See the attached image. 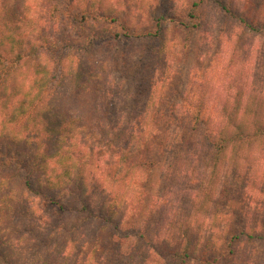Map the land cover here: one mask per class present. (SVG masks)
<instances>
[{
	"label": "trees",
	"instance_id": "16d2710c",
	"mask_svg": "<svg viewBox=\"0 0 264 264\" xmlns=\"http://www.w3.org/2000/svg\"><path fill=\"white\" fill-rule=\"evenodd\" d=\"M206 1L215 2L245 34L264 36V0L257 5L244 2L242 8L230 0H194L180 22L187 31L199 25ZM30 2L64 18L69 31L64 33L63 49L52 35H41L38 19L31 17ZM74 2L0 0V264H49L59 254L68 256L77 241L75 232L83 227L96 231L94 242L111 231L116 255L122 243L133 237L163 264H191L194 259L218 264L220 259L232 258L238 240L262 239L264 224L247 220V200L257 180L247 174L264 150V89L253 85L245 92V85L239 84L212 120L209 113L199 116L201 102L187 104L183 137L178 140L173 135L171 142L182 144V149L194 142L204 141L207 146L188 214L175 225L171 220L156 221L152 236L146 230L137 232L127 221L123 224L122 207L132 196L134 179L153 163L147 160L153 142L159 141L158 148L167 146L169 119L176 115L172 111L162 114L165 128L148 126L145 112L153 104L152 93L134 122L110 112L109 56L104 48H119L123 65L143 72L154 55L155 38L162 36L165 17H153L150 29L129 22L115 0H83L77 12H64ZM133 40L146 45L138 51L123 45ZM207 120L209 128H205ZM200 128L208 129L201 139ZM106 148L115 150V163L96 158ZM242 166L245 174L237 179ZM220 167L228 173L214 194ZM104 168H114V175ZM94 180L97 195L91 185ZM202 184L206 189L200 188ZM208 205L213 206L210 219H220L225 233L214 237L212 231L202 239L203 221L194 231L192 224L199 220L200 210L210 209ZM132 216L135 213L129 219ZM234 223L238 226L232 229ZM88 239L79 246L80 253L90 243ZM28 243H34L33 258L19 263L23 251L29 250Z\"/></svg>",
	"mask_w": 264,
	"mask_h": 264
},
{
	"label": "rangeland",
	"instance_id": "374dc122",
	"mask_svg": "<svg viewBox=\"0 0 264 264\" xmlns=\"http://www.w3.org/2000/svg\"><path fill=\"white\" fill-rule=\"evenodd\" d=\"M115 1L116 7L124 13V17L128 18L129 22L139 23L142 27L152 29L154 27L153 17L156 18L160 15L165 17L162 36L155 38L154 44L157 45L153 47L154 55L143 72L137 73L131 67H125L119 48L109 50L104 48L109 56L106 87L109 92L108 96L111 97V102L108 104L110 112L119 113L128 117L130 122H134L138 113L143 111L149 94L152 93L153 104L145 112L149 115L148 126H152L153 130L165 128L166 122L162 114L166 115L172 111L173 115H176L173 119H169L167 146L158 148L159 141L153 142L154 150L147 156V160L153 163L151 166L148 165L149 169L144 167L136 175L132 196L128 197L130 199L122 207L123 224L127 221L137 232L146 230L147 235L152 236L151 231L155 227L156 221L165 222L166 220L167 223L171 220L175 225L188 214L190 195L197 189L199 176L203 171L201 158L207 149L204 141L200 144L194 142L186 145L184 149L181 148L182 144H177L176 141L171 142L173 135H176L178 140L183 137L184 128L188 124L187 104L190 102V104L196 105L201 102L203 107L199 116L209 113V120H212L221 108L223 100L233 93L239 84L245 85V92L251 88V85L258 89H264V36L245 34L236 21L227 18L220 12L218 5L213 1H206L202 5L199 25L192 31H187L180 25V22L185 20L194 0ZM230 1L235 7L242 8L244 2L248 5H257L261 0ZM83 6V0H75L74 4L64 12L74 13ZM30 10L31 17L38 19L41 35H52L57 47L62 45L63 49V43L66 40L64 33L69 31L66 22H63L64 18L55 12L42 11L40 6H36V2H30ZM35 10L38 12L36 13ZM81 30L83 32L85 28H81ZM37 33L39 32H35L34 35ZM71 34L75 36L74 33ZM142 44L146 45L145 42L133 40L123 45L131 51H138ZM183 99L184 103L182 104L181 100ZM128 118L127 121H129ZM209 126L210 123L207 120L205 128H209ZM207 130L203 131L200 128L199 139ZM114 154V149L106 148L104 153H97L96 158L101 162L111 164L116 161ZM220 168L219 179L215 184L216 189L213 190L214 194L219 193L224 184L222 176L228 173L222 167ZM251 168L253 169L251 174H246L250 176V179L257 177V180L254 192L250 197L248 196L249 209H247L248 219H246L253 218L255 223L260 225L264 224V150L261 158L253 162ZM107 169L104 168L102 171ZM113 171L114 168L108 169L111 176L114 175ZM99 172H96L95 177ZM244 174L245 167L243 169L242 166L241 176L237 179H242ZM229 179L230 176L226 178V183L229 182ZM121 182L117 181V184ZM238 182L240 183V181ZM125 184H127L126 181ZM91 185L93 194L97 195L98 191H94L95 180L91 181ZM203 186L202 184L200 188L206 189ZM212 207V205H208V209H210L207 212L203 209L200 210L199 220L196 224H192V231H194L203 221L202 228L200 227L202 239L212 231L214 237H218L219 234L222 236V233H225L220 219H216L214 222L210 219ZM132 213H135V216H132L130 220L129 217ZM232 226L233 229L238 225L234 223ZM82 230L75 232L77 241L71 245L70 255L59 254L49 261V264H163L143 242L136 241L133 237L122 243L120 254L116 255L112 252L116 248L114 247L116 242L110 239L111 231L104 233V236L94 242L92 238L96 231H93L92 227H83ZM261 232L263 238L254 240L252 243L238 240L234 245L232 258L224 261L220 259L218 264H264V230ZM81 234L83 237H80ZM39 236L41 239V234ZM87 236L90 243H87L80 253L79 246ZM213 240L215 239L213 238ZM28 246L29 250L23 251L19 263L32 260L35 250L34 243H28ZM148 252L152 254L151 257ZM165 260L168 261V257ZM15 263L18 262L15 261ZM191 264L200 263L194 259Z\"/></svg>",
	"mask_w": 264,
	"mask_h": 264
}]
</instances>
